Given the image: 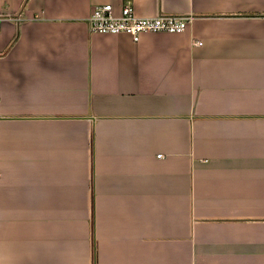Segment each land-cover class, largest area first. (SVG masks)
<instances>
[{"label":"crops","instance_id":"0c3cea01","mask_svg":"<svg viewBox=\"0 0 264 264\" xmlns=\"http://www.w3.org/2000/svg\"><path fill=\"white\" fill-rule=\"evenodd\" d=\"M125 1L0 0V264H264V0Z\"/></svg>","mask_w":264,"mask_h":264},{"label":"built area","instance_id":"2783aa9c","mask_svg":"<svg viewBox=\"0 0 264 264\" xmlns=\"http://www.w3.org/2000/svg\"><path fill=\"white\" fill-rule=\"evenodd\" d=\"M6 20L0 16V24ZM10 20H19L10 18ZM193 17L191 15H178L162 13L155 17H141L137 14L134 2L126 0L120 8L112 4L98 5L89 17V28L93 33L101 35H126L133 42L138 43L145 34H181L184 33ZM201 45V44H200ZM2 173L0 170V187Z\"/></svg>","mask_w":264,"mask_h":264}]
</instances>
